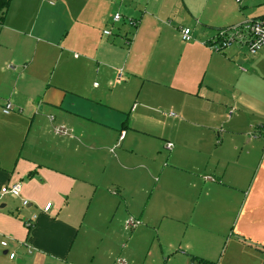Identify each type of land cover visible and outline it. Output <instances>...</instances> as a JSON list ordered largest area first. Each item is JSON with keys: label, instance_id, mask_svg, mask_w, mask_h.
<instances>
[{"label": "crops", "instance_id": "crops-1", "mask_svg": "<svg viewBox=\"0 0 264 264\" xmlns=\"http://www.w3.org/2000/svg\"><path fill=\"white\" fill-rule=\"evenodd\" d=\"M244 2L10 1L0 25V187L20 184L31 205L0 201V264H127L139 234L165 264H260L264 103L238 88L239 65L251 57L258 72L264 56L205 46L211 30L243 21ZM116 12L137 28L103 36ZM128 214L145 228L127 234ZM94 237L105 245L94 250Z\"/></svg>", "mask_w": 264, "mask_h": 264}, {"label": "built area", "instance_id": "built-area-1", "mask_svg": "<svg viewBox=\"0 0 264 264\" xmlns=\"http://www.w3.org/2000/svg\"><path fill=\"white\" fill-rule=\"evenodd\" d=\"M116 2H123V0H115ZM237 4L241 3V0H235ZM125 24L131 29L135 30L138 26V21L133 18L124 17L120 12H116L113 14L111 19V25L109 28L104 29L102 31L103 36L110 37L113 34V29L117 24ZM181 37L183 40L188 41L191 38L192 30L188 27H181L179 29ZM130 42L129 38L125 39V44ZM207 48L215 53H222L225 50L237 47L238 49L245 50L246 54L250 56L261 55L264 56V15L259 16L257 18L247 19L241 23L234 24L231 26L219 28L216 30V33L213 37L208 39L205 42ZM239 69L242 72H246V68L239 66ZM118 78H122V71H118ZM14 110V107L11 103L6 102L2 109V113L5 115L10 114ZM55 132L57 134L64 133L65 130L63 128H55ZM124 137V132L121 133L120 140ZM171 144H167V148H171ZM12 197L21 199V185L20 184H12L0 187V201L3 198ZM31 204L28 200L21 199V206L23 208H27ZM51 208V204H46V206L42 209L44 213H48ZM36 219L35 215H32L30 219L25 222V226L27 228L32 227L33 221ZM140 225L138 220L133 218H128L125 221V229L130 230L134 229ZM2 247H6L7 243L2 242ZM15 257L14 253L9 254V258L13 259ZM118 263L124 264L117 260Z\"/></svg>", "mask_w": 264, "mask_h": 264}, {"label": "rangeland", "instance_id": "rangeland-1", "mask_svg": "<svg viewBox=\"0 0 264 264\" xmlns=\"http://www.w3.org/2000/svg\"><path fill=\"white\" fill-rule=\"evenodd\" d=\"M249 1H250L249 3L244 2V3H247V6H243L244 8H242V10L240 11L241 13H244L243 21L247 20V19L257 18L260 15L261 16L264 15V0H249ZM210 33H212V35H215L216 31L211 30ZM212 35H210V36H212ZM207 39H209V37H207ZM233 49L238 50L237 47H232V48H229L225 51L233 50ZM243 52H244V55H246V52L244 49H243ZM246 58H247V59H245L246 61L242 62L243 64L241 63V65H239V66L246 68L247 74L244 75V80H241V82L239 83L238 96L240 95V91H242L241 95L243 98H245V100L250 102L251 98H249V97H256L257 99H259L260 101H262L264 103V83H263L264 68L260 67L258 69V72H257L250 65L252 63V58L251 57H246ZM247 108L250 110V105H247ZM141 206H142V204H141ZM123 207L124 206L120 207V212H124ZM137 208H138V206H137ZM129 209H131V208H129ZM128 218H133L135 220L139 219L138 215H135V214H128L126 219H128ZM139 222L141 224L140 228H145L146 223L144 221H139ZM122 227H125L124 222L122 224ZM134 231H135V228L132 230H129L127 232V234H130ZM122 234H124V233H122ZM122 237H123V235H122ZM92 240H94V242H93L94 243V250H98V248L100 249V247H103L105 245L102 243V241L100 240L99 237H94V238H92ZM150 240H151L150 235L139 234L137 236L134 244H133L131 260L125 258L126 263L127 264H165L164 260L159 262V260H157L155 258L154 254H153V250H157L158 247L157 246L154 247V244ZM122 244H125V241H123V239H122L121 243L116 244V246H115L116 252L115 253L119 254ZM88 245L91 247L90 241H88ZM149 249H152L150 257L148 256V250ZM227 254H228V252L225 253V255H227ZM259 256H260V264H264V254H260ZM115 257L116 258H114L112 264H116L115 262H117V259L119 258L118 256H115ZM119 260H120V258H119Z\"/></svg>", "mask_w": 264, "mask_h": 264}, {"label": "trees", "instance_id": "trees-1", "mask_svg": "<svg viewBox=\"0 0 264 264\" xmlns=\"http://www.w3.org/2000/svg\"><path fill=\"white\" fill-rule=\"evenodd\" d=\"M11 0H0V25L4 23ZM198 264H204L198 262Z\"/></svg>", "mask_w": 264, "mask_h": 264}]
</instances>
